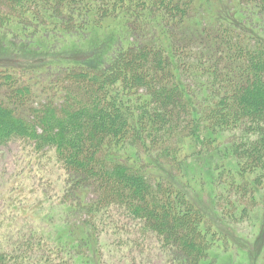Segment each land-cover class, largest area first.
I'll list each match as a JSON object with an SVG mask.
<instances>
[{
	"label": "trees",
	"instance_id": "16d2710c",
	"mask_svg": "<svg viewBox=\"0 0 264 264\" xmlns=\"http://www.w3.org/2000/svg\"><path fill=\"white\" fill-rule=\"evenodd\" d=\"M258 14L264 0H0L8 58L40 53L43 39L57 53L76 46L47 68L0 64V153L53 152L67 172L56 216L5 225L0 264H113L110 241L131 252L150 235L170 264H221L212 247L228 236L193 201L189 175L209 181L231 221L255 205L264 41L245 17Z\"/></svg>",
	"mask_w": 264,
	"mask_h": 264
},
{
	"label": "rangeland",
	"instance_id": "374dc122",
	"mask_svg": "<svg viewBox=\"0 0 264 264\" xmlns=\"http://www.w3.org/2000/svg\"><path fill=\"white\" fill-rule=\"evenodd\" d=\"M249 5H251L250 2ZM225 9V5L220 6V10L216 14L217 17L227 16ZM229 14L231 17L233 16V10L230 8ZM263 17L261 14H258L257 19H251L250 15L245 17L249 22L247 26L254 29L255 36L261 41H264ZM240 18V16L236 17L238 20ZM68 38L72 44L76 41L78 42V38L74 35L68 36ZM53 43L49 39H43L39 42L43 46V50L39 51L40 53H36V50L27 53L25 56L17 54L14 58H8L7 55L0 51V64L4 65L9 62L10 65H14L13 63L19 61L30 68H36L37 66L45 68V64L58 65V62L54 61L57 59L62 60V58L63 60L68 59L76 51V46H68L61 53H57L55 51L59 50V47L56 46L57 48L55 49V43ZM54 155L53 152L39 156L33 155L28 148L21 149L14 144L0 153L1 233L5 231V225L7 224L9 228L14 223L16 230L23 224L24 226L28 225L27 222L30 215L36 219V224L39 223V226H42L43 223L48 221L47 219L50 215L54 214L56 216L58 214L61 208L60 203H62L60 197L65 188H67L65 184L67 172L61 165L56 163ZM201 173L205 172L201 171ZM193 176L189 175V181L191 178L188 185L190 196L195 203H198L200 207L209 213L208 215L211 222H213L215 230L221 233L225 232L226 234L224 235L228 236V238L216 237L214 239L212 251L218 252L223 257L221 264H264V183L260 187L253 186L256 198L255 205L250 209V213L242 217V213L236 210L234 213L239 211L237 216H234L236 221H231L224 214L226 206L220 205L217 207L215 204L209 181H206L201 176L192 178ZM235 178L237 180L240 179L238 172H235ZM251 178L252 175L248 174L247 179L251 180ZM182 182L185 183L184 180ZM237 198V195H234L230 200L235 201ZM240 206H243V204ZM51 226L60 229L63 227L61 223L53 222L49 227L51 232H53ZM11 228L13 229V227ZM45 230L47 229L45 228ZM136 235L130 236L128 239L130 241L135 239V242L142 240L137 233ZM102 238L104 246H107L106 236L102 235ZM146 240L147 247L145 246L142 249L135 245L130 252L126 243H114L113 239L110 241L113 244L108 247V259L113 264H124L125 262L127 264H170L167 256L168 251H164L161 242L151 235ZM224 242L229 245V248H226ZM148 248L149 251L147 250Z\"/></svg>",
	"mask_w": 264,
	"mask_h": 264
}]
</instances>
